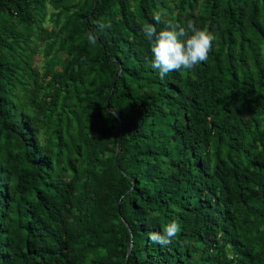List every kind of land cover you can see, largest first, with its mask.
Wrapping results in <instances>:
<instances>
[{"label":"trees","instance_id":"trees-1","mask_svg":"<svg viewBox=\"0 0 264 264\" xmlns=\"http://www.w3.org/2000/svg\"><path fill=\"white\" fill-rule=\"evenodd\" d=\"M157 12L206 63L160 79ZM0 264H264V0H0Z\"/></svg>","mask_w":264,"mask_h":264},{"label":"clouds","instance_id":"clouds-1","mask_svg":"<svg viewBox=\"0 0 264 264\" xmlns=\"http://www.w3.org/2000/svg\"><path fill=\"white\" fill-rule=\"evenodd\" d=\"M153 19L156 24L163 22L164 26L158 30L155 24L147 23L142 30L151 46V67L158 71L160 79L171 71L191 70L201 62H207L215 39L207 28H200L192 21L186 25L171 20L162 21L159 12L153 14ZM96 27L103 30L110 25L97 21ZM86 36L89 44L97 42L94 31H88ZM180 231L178 221L171 220L163 226L162 232H149L147 235L152 243L165 247Z\"/></svg>","mask_w":264,"mask_h":264},{"label":"water","instance_id":"water-1","mask_svg":"<svg viewBox=\"0 0 264 264\" xmlns=\"http://www.w3.org/2000/svg\"><path fill=\"white\" fill-rule=\"evenodd\" d=\"M87 21H89V17H87Z\"/></svg>","mask_w":264,"mask_h":264},{"label":"rangeland","instance_id":"rangeland-1","mask_svg":"<svg viewBox=\"0 0 264 264\" xmlns=\"http://www.w3.org/2000/svg\"><path fill=\"white\" fill-rule=\"evenodd\" d=\"M49 11H51V9H50ZM49 13H50V12H49Z\"/></svg>","mask_w":264,"mask_h":264}]
</instances>
